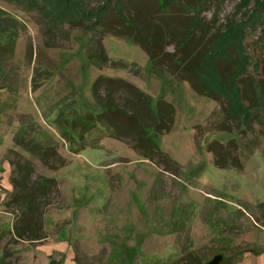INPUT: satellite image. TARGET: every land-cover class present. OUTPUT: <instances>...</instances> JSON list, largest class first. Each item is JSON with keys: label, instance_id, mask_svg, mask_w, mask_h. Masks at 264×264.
<instances>
[{"label": "rangeland", "instance_id": "374dc122", "mask_svg": "<svg viewBox=\"0 0 264 264\" xmlns=\"http://www.w3.org/2000/svg\"><path fill=\"white\" fill-rule=\"evenodd\" d=\"M78 1L95 9L105 0ZM119 1L142 37L147 25L161 26L158 56L186 47L177 59L188 48L207 52L228 23L257 12L255 0L241 10L243 0H168L162 9L159 0ZM36 2L0 0V264H207L217 255L219 264H264V12L245 28L248 64L238 84L251 119L238 124L227 101L200 95L174 63L154 65L107 23L89 32L45 17ZM192 15L200 25L185 43ZM100 39L112 66L89 59ZM218 69L222 77L234 71L232 62ZM101 74L148 93L153 109L159 100L173 106L172 127L154 139L165 161L133 148L134 129L101 117L91 95ZM88 115L91 124L80 126ZM32 144L54 148L65 167L43 166ZM26 160L33 179L53 178L58 189L37 241L15 238L16 216L4 206L9 163Z\"/></svg>", "mask_w": 264, "mask_h": 264}, {"label": "trees", "instance_id": "16d2710c", "mask_svg": "<svg viewBox=\"0 0 264 264\" xmlns=\"http://www.w3.org/2000/svg\"><path fill=\"white\" fill-rule=\"evenodd\" d=\"M40 1L42 5H40V2H38L39 4L36 2V4L37 7L40 5L43 15L49 17V13H52L54 18H57L63 24L76 26L89 32H96L95 28L103 27L107 23L112 31L109 34L114 37H126L137 41V45L145 52L148 59L152 63L156 62L154 65L167 60L172 64L174 63V70L180 69L176 73H183V80L188 82L200 95L214 100L222 98L227 101V111L230 119L236 120L238 124L242 120L245 124L250 121L251 117L247 114L250 108L244 104V94L239 87L238 79L247 72L248 58L244 54L243 47L245 28L261 18L260 15L264 12V1L255 0L257 12L251 13L247 20L240 21L238 24L228 23L226 28L217 35L213 46L207 52L197 55V53H194V49L188 48L189 50L187 49V52L184 53L185 56L178 59L176 53L179 51V53H182V50L185 51L184 48L186 47L179 44L175 46L172 54L158 56L156 50L161 47L156 42V38L160 35L158 29L161 26L147 25L150 29L149 34L142 37L140 28L134 29L125 16H120V13L124 12L125 9L121 6L119 0H105L95 9H85L78 0H56L54 3L53 0ZM111 3L114 4L116 16L111 12ZM167 3L168 0H159L160 9L166 6ZM31 4L34 5L33 2ZM31 4L30 6L33 7ZM246 5L247 0H243L238 5V10L246 7ZM108 18L109 21L107 22ZM175 18L173 17V20ZM190 21L191 26L182 41L185 43L190 40L194 28L200 25L195 15L191 16ZM143 26V29H147L146 25ZM96 48L97 53L91 54L89 59L98 60L103 65L110 63L112 66L113 63L107 57L101 39L96 43ZM220 62H232L234 71L229 77L220 75L218 69V63ZM91 95L95 105H99L104 111L101 117L114 128L126 125L136 131L134 133L135 140H131L135 150L139 151L140 149L144 155H146L145 151L152 153L151 158L147 156L151 161L153 157L165 161L167 157L159 150L154 139L161 131H167L172 127L174 108L171 104L159 100L153 109L151 98L147 94L125 80L104 77H98L94 81L91 86ZM83 119L85 122H79L80 126L91 124L93 120L90 115H88V120L86 116ZM64 125L65 127L68 126L67 121L64 122ZM124 139L128 138L125 137ZM15 144L19 145L16 141ZM29 146L32 147L31 149L36 155L39 154L37 157L46 168L57 170L65 167L66 161L51 146L44 147L38 144ZM209 148H212V146ZM22 149L29 152L28 148L22 147ZM34 152H31V154H34ZM50 162L55 164H50ZM9 164L13 167L9 178L12 191L4 202V206L13 210L16 216L13 235L17 239L26 241L44 239L43 215L46 209L51 206L50 201L53 194L58 192L57 182L53 178L46 177L33 179L34 166L30 161H18Z\"/></svg>", "mask_w": 264, "mask_h": 264}, {"label": "crops", "instance_id": "0c3cea01", "mask_svg": "<svg viewBox=\"0 0 264 264\" xmlns=\"http://www.w3.org/2000/svg\"><path fill=\"white\" fill-rule=\"evenodd\" d=\"M105 41L106 40H104V48H105V50H108L107 49V46L105 45ZM111 69V68H110ZM111 71V70H110ZM111 72H113V71H111ZM98 77H104V78H109V79H121V80H125L126 82H128V83H130L128 80H126L124 77H119V76H115V75H113V74H101V75H99V76H97L95 79H97ZM94 79V80H95ZM92 84H93V82H92ZM131 85H133L134 87H136L137 89H139L137 86H135L133 83H130ZM92 86V85H91ZM140 91H142L143 93H145V94H147V95H149L148 93H146L145 91H143V90H141V89H139Z\"/></svg>", "mask_w": 264, "mask_h": 264}, {"label": "water", "instance_id": "95a60500", "mask_svg": "<svg viewBox=\"0 0 264 264\" xmlns=\"http://www.w3.org/2000/svg\"><path fill=\"white\" fill-rule=\"evenodd\" d=\"M221 261H222V256L221 255H217L210 262H208L207 264H219Z\"/></svg>", "mask_w": 264, "mask_h": 264}]
</instances>
